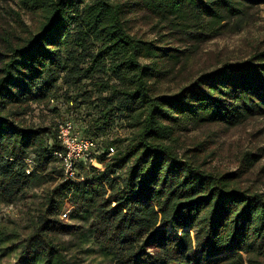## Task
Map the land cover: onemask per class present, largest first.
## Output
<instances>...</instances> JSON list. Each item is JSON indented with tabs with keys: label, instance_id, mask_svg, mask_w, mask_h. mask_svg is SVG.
Listing matches in <instances>:
<instances>
[{
	"label": "trees",
	"instance_id": "obj_1",
	"mask_svg": "<svg viewBox=\"0 0 264 264\" xmlns=\"http://www.w3.org/2000/svg\"><path fill=\"white\" fill-rule=\"evenodd\" d=\"M260 3L8 0L0 205L42 194L24 222L0 221V258L14 251L12 264H78L65 235L84 231L114 264H264V147L240 150L230 167L214 163L209 133L191 134L264 116V43L178 78L203 42L239 30ZM35 108L52 115L29 118ZM62 120L96 140L100 169L80 159L75 178L64 177L53 155ZM118 120L128 132L108 135ZM64 206L87 227L62 217Z\"/></svg>",
	"mask_w": 264,
	"mask_h": 264
},
{
	"label": "rangeland",
	"instance_id": "obj_2",
	"mask_svg": "<svg viewBox=\"0 0 264 264\" xmlns=\"http://www.w3.org/2000/svg\"><path fill=\"white\" fill-rule=\"evenodd\" d=\"M8 0H0V10L6 6ZM250 15L243 19L242 26L239 30L234 32H225L222 35L205 41L202 43L196 53L191 55L185 63L184 69L178 76H187L189 74H196L202 70L208 71L220 60L236 61L245 57L250 50L257 45L264 43V3H260L257 6L249 9ZM139 32H145L147 36H151L147 33V26H143L140 23L136 25ZM178 80V79H177ZM170 89H175V82L169 83ZM46 113L50 116L52 113L44 109L35 108L30 114L29 118H33L36 121L39 120L40 115ZM108 135H126L128 129L125 127L122 120L116 121L108 129ZM209 133L211 136L210 146L215 149L214 163L224 164L232 167L234 165V159L236 154L243 149L255 150L259 147H264V116H256L250 119L248 122L235 125L231 127H223L220 125H210L203 127L202 129L195 130L191 134L198 135L199 138L204 134ZM259 163H264V150H261V156ZM95 166V165H94ZM98 169L101 166H95ZM84 176V174H83ZM46 186V185H45ZM43 186V187H45ZM42 188H37L36 192L38 197H32V190L25 198L17 201L14 204L15 214L10 215L7 218H20L22 215L26 217V211H34L36 203L40 199ZM3 204L0 205V208ZM67 207L64 206L63 209ZM63 209L60 211L62 213ZM23 217V216H22ZM24 217L16 220L24 222ZM4 219H0L3 221ZM67 221L72 223L83 225L87 227L88 219H71L66 218ZM65 237L71 239L72 247L71 252L74 253L78 259V264H114L111 257L106 255L99 247V245L92 239L88 233L78 232L75 234H67ZM15 252H8L0 258V264H12L15 262Z\"/></svg>",
	"mask_w": 264,
	"mask_h": 264
},
{
	"label": "built area",
	"instance_id": "obj_3",
	"mask_svg": "<svg viewBox=\"0 0 264 264\" xmlns=\"http://www.w3.org/2000/svg\"><path fill=\"white\" fill-rule=\"evenodd\" d=\"M56 137L62 148L55 150L53 155L58 158L63 168L65 178H75L74 165L80 159H89L93 165L99 163L92 158V152L97 147V142L94 139L84 137L74 130L73 124L69 120L58 121L56 127ZM114 151L113 147H109L108 153ZM27 163L26 172L32 170L33 161L31 157L25 159ZM14 202L3 204L0 208V219H4L10 215L15 214ZM70 208L67 206L60 214L67 218ZM16 215V214H15Z\"/></svg>",
	"mask_w": 264,
	"mask_h": 264
},
{
	"label": "bare ground",
	"instance_id": "obj_4",
	"mask_svg": "<svg viewBox=\"0 0 264 264\" xmlns=\"http://www.w3.org/2000/svg\"><path fill=\"white\" fill-rule=\"evenodd\" d=\"M96 165H98V164H96Z\"/></svg>",
	"mask_w": 264,
	"mask_h": 264
}]
</instances>
